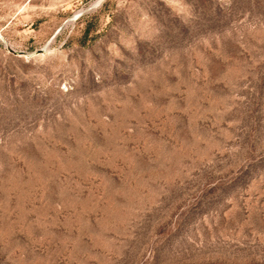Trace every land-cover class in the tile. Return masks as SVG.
<instances>
[{
	"label": "rangeland",
	"instance_id": "374dc122",
	"mask_svg": "<svg viewBox=\"0 0 264 264\" xmlns=\"http://www.w3.org/2000/svg\"><path fill=\"white\" fill-rule=\"evenodd\" d=\"M0 264H264V0H0Z\"/></svg>",
	"mask_w": 264,
	"mask_h": 264
}]
</instances>
